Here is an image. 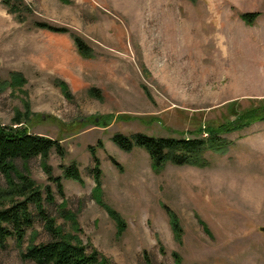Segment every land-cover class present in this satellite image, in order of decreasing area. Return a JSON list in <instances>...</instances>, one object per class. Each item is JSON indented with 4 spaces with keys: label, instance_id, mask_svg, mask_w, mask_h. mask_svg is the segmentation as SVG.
<instances>
[{
    "label": "rangeland",
    "instance_id": "1",
    "mask_svg": "<svg viewBox=\"0 0 264 264\" xmlns=\"http://www.w3.org/2000/svg\"><path fill=\"white\" fill-rule=\"evenodd\" d=\"M6 1L0 0V80L17 73L22 81L0 92V124L64 149L46 162H16L19 175L53 191L55 205L45 211L62 234L95 251L100 264H177L174 254L179 264H264L263 122L225 135L228 152L208 154L202 169L154 171L143 150L125 153L111 142L115 133L190 137L199 124L232 120L230 103L243 111L264 102V0ZM246 12L260 15L247 25L239 17ZM73 36L92 58L78 54ZM16 115L22 124L12 125ZM107 117V127L97 126ZM90 147L102 173L95 196ZM72 163L83 184L62 179L61 198L44 169L62 176L61 167ZM163 206L179 219L178 241ZM106 207L125 222L123 231ZM31 213L23 250L48 240ZM0 264L34 263L8 239Z\"/></svg>",
    "mask_w": 264,
    "mask_h": 264
},
{
    "label": "trees",
    "instance_id": "2",
    "mask_svg": "<svg viewBox=\"0 0 264 264\" xmlns=\"http://www.w3.org/2000/svg\"><path fill=\"white\" fill-rule=\"evenodd\" d=\"M65 3L67 0H59ZM68 2V1H67ZM8 5L10 1L3 0ZM14 5V4H13ZM16 6V5H14ZM11 9V8H10ZM258 12H246L240 14V19L247 25H252L259 17ZM19 18V17H18ZM52 32H65L64 29H56L47 25H39ZM73 42L77 52L83 58H92L93 53L83 41L73 36ZM21 76L17 73L10 74V82L0 80V92L9 86L20 84ZM61 92L68 96L67 87L63 82H58ZM232 120L220 123L205 122L190 131V137H155L142 133H134L125 136L115 133L111 136V142L121 151L130 153L133 149L143 150L150 160L154 171H161L167 165L182 167L189 166L195 168H205L209 162L206 158L208 154L225 155L232 142L224 138L225 135L241 131L256 122L264 123V102L256 107L239 111L235 103L227 106ZM16 115L12 125H20L22 121ZM129 120L130 117L120 116L119 120ZM111 119H102L97 126L107 127ZM54 151L59 157L64 156V149L59 141L42 135L29 133L21 127L4 126L0 124V175L6 180L7 187L0 188V246L5 245L8 239H13L19 249L20 258L23 261H31L34 264H100L98 254L89 251L78 239L67 238L56 226L55 220L45 211V204L55 205V196L49 186L43 190L28 177L17 173L16 162L28 163L32 159L41 158L46 162L48 155ZM89 153L94 167L90 174L94 180L95 187L92 195H96L101 185V170L99 159L93 148ZM62 176L53 177L51 168L45 167L49 182L52 183L58 195L63 198L62 179L83 184V179L75 163L66 167H61ZM100 199V198H99ZM33 208L36 217L42 223V227L48 236V240L34 244L29 242L23 250L22 246L29 231L34 226ZM106 210L110 217L117 223L121 232L125 228V222L113 210ZM163 210L168 217L169 226L174 240L178 241L182 234L180 222L176 214L168 207L163 206ZM177 264L179 260L174 254Z\"/></svg>",
    "mask_w": 264,
    "mask_h": 264
}]
</instances>
